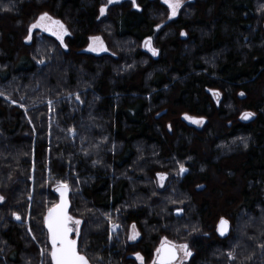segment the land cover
<instances>
[{
    "label": "trees",
    "instance_id": "16d2710c",
    "mask_svg": "<svg viewBox=\"0 0 264 264\" xmlns=\"http://www.w3.org/2000/svg\"><path fill=\"white\" fill-rule=\"evenodd\" d=\"M104 4L0 0L11 9L0 11V264H50L40 250L57 181L69 184L89 264L148 262L160 233L188 244L184 264H264V0H189L160 29L159 0H119L100 16ZM43 12L67 28L66 48L37 29L25 42ZM95 35L109 51L85 50ZM148 37L155 56L140 46ZM181 164L153 191L152 169ZM219 216L224 237L208 234Z\"/></svg>",
    "mask_w": 264,
    "mask_h": 264
},
{
    "label": "snow or ice",
    "instance_id": "6c2138e0",
    "mask_svg": "<svg viewBox=\"0 0 264 264\" xmlns=\"http://www.w3.org/2000/svg\"><path fill=\"white\" fill-rule=\"evenodd\" d=\"M119 0H107V4H104L100 7L99 12L100 16H104L107 10L108 5L113 3H118ZM133 6L138 7L136 0H132ZM164 3L167 4L169 8V19L175 17L182 6L183 0H164ZM11 9L7 6L0 7V11H10ZM99 19V17H98ZM157 28H160V25H157ZM33 29H40L44 32H49L55 36L61 44L66 48L67 45L64 44V37L68 35V30L61 21L54 19L49 13L43 12L39 15L38 18L28 27V35L25 37V42H29L32 39ZM181 35L184 36L186 33L181 32ZM92 43L89 44L88 51H107L103 46V41L99 36H92L89 38ZM144 47L147 48L153 56L158 54V50L152 46V38L148 37L144 41ZM40 64H43L45 61L40 59L37 61ZM71 95V94H70ZM218 96V93H214ZM241 96L244 95L243 92L240 93ZM0 96H5L3 91H0ZM5 99H8L5 96ZM23 99V97H21ZM76 99L79 100L80 97L77 94ZM13 104L16 103L15 100L12 101ZM49 111H54L52 107V101H48ZM24 107L23 104L19 105ZM254 113L244 112L241 115V119L248 120ZM186 120H189L194 124H203V118L197 119L192 116L185 115ZM31 123V121H29ZM170 127V126H169ZM69 134H75L74 129H68ZM245 147L247 145L245 144ZM93 163H98V161H93ZM188 169L184 167L183 164L179 166L178 175H182L187 172ZM166 173H157V178L160 181V186L163 187L164 180L166 179ZM202 187V186H198ZM56 191L60 194L59 203L49 207L47 209V214L44 216V224L47 227L48 231V240L50 243V249H41V257H50V264H89L88 258L81 253L78 248V242L76 238L70 236L71 233H75L77 236L80 235V224L81 220L73 217L69 214V200L67 198L69 192V184L67 181H57ZM5 197L0 195V203L4 202ZM12 215L15 219L20 220L21 217L19 214L13 212ZM118 227V225H113V228ZM194 231L196 229H193ZM31 232V229H29ZM217 232L220 236H225L229 232V221L224 217H221L218 221ZM140 233L136 231V225L131 226V233L128 236V240L135 241L139 237ZM35 239V237H33ZM261 248H264V244L260 245ZM182 254V255H181ZM136 259L143 264V257L140 253H135ZM192 256V252L189 249L187 243L175 244L172 241L165 239L161 240L160 246L156 249V256L153 260V264H183V261L188 257ZM229 259H234L233 253H228Z\"/></svg>",
    "mask_w": 264,
    "mask_h": 264
},
{
    "label": "rangeland",
    "instance_id": "374dc122",
    "mask_svg": "<svg viewBox=\"0 0 264 264\" xmlns=\"http://www.w3.org/2000/svg\"><path fill=\"white\" fill-rule=\"evenodd\" d=\"M162 4H163V6H164V10L161 12V14H160V16H159V25H160V28H162L163 27V25L167 22V21H169V20H171V19H169L168 17H169V8H168V6H167V4H165L164 3V0H159ZM189 0H183V3H182V6H181V8L179 9V11H178V13H177V15L178 14H180L181 12H184L185 11V6H186V3L188 2ZM106 3H107V0H106ZM176 15V16H177ZM175 16V17H176ZM39 17V16H38ZM174 18V17H173ZM172 18V19H173ZM55 19V18H54ZM57 20V19H56ZM159 28V29H160ZM34 30V29H33ZM37 30H39V31H41L42 33H46V34H49V35H52L51 33H49V32H44V31H42V30H40V29H37ZM53 36V35H52ZM66 36V35H65ZM95 36H99L100 38H101V40L103 41V46H104V48H106L107 49V51H109L108 50V46H107V44H106V41L104 40V38L101 36V35H95ZM53 37H55V36H53ZM56 38V37H55ZM65 38V37H64ZM57 39V38H56ZM58 40V39H57ZM59 41V40H58ZM90 43H92L91 41H90V39H89V42H88V45H87V47H86V49L85 50H87L88 49V47H89V44ZM141 46V48H145L144 47V42L140 45ZM152 46H153V44H152ZM147 51H148V49L147 48H145ZM88 51V50H87ZM89 52H93V51H89ZM103 52H106V51H95V52H93V53H95V54H99V53H103ZM1 89V88H0ZM213 93V92H212ZM193 117V116H192ZM195 118H197V117H195ZM197 119H200V118H197ZM187 122H189L192 126H195V127H199L200 125H202V124H194V123H191L189 120H186ZM204 121V120H203ZM201 155H202V157H206L207 155H208V148H207V146L206 145H201ZM179 171V168H178V170H174V172H171V173H169V172H164L163 170H160V169H152V172H150V178L152 179V188L154 189L153 191H156L157 193H162V192H164V191H166L167 189H168V186L170 185V182H171V180L173 179V177H175V173L176 172H178ZM157 173H166L167 174V177H166V179L164 180V182H163V184H164V186L163 187H161L160 186V181L158 180V178H157ZM146 187H149V184H147V183H145L144 184ZM171 192H173V190H171ZM160 197H159V195H157V196H153L152 197V199H151V201H154V202H156V201H158V199H159ZM172 199V198H171ZM170 199V200H171ZM169 200V201H170ZM174 205V204H173ZM178 207V206H177ZM104 215L107 217V218H110L111 216L113 217V216H115V214H113L112 212H109V213H104ZM75 218H77V219H80L81 220V224H80V229L82 228V219L81 218H79V217H76V216H74ZM221 217H223V216H219L218 218H217V220L215 221V223H214V225H213V230H212V232H208V234H217V231H216V229H217V227H216V225H217V222L219 221V219L221 218ZM225 218V217H224ZM114 219V218H113ZM226 219V218H225ZM228 220V219H227ZM27 221H29V217H27V219H26V222ZM112 222H114V221H111V225H112V229H116V228H113V223ZM133 224H130L129 226V232H128V236H129V234L131 233V226H132ZM136 231H138L139 233H140V235H141V232L139 231V228L136 226ZM139 235V237L135 240V241H133V242H137L140 238H141V236ZM206 235V234H205ZM77 236V235H76ZM167 239V240H169V241H171V239H169L168 237H166L165 236V234H163V233H160L159 234V236H158V240H157V247H159L160 246V243H161V240L162 239ZM129 241H131V240H129ZM173 243H174V241H172ZM175 244H183V243H175ZM157 247H155V250H154V252H153V255H152V258H151V260H148V262H146V259H145V257H143V263H147V264H153V260H154V256H155V253H156V249H157ZM182 255V254H181ZM138 262H140V261H138ZM184 262H185V260L183 261V264H184ZM141 263V262H140Z\"/></svg>",
    "mask_w": 264,
    "mask_h": 264
},
{
    "label": "water",
    "instance_id": "95a60500",
    "mask_svg": "<svg viewBox=\"0 0 264 264\" xmlns=\"http://www.w3.org/2000/svg\"><path fill=\"white\" fill-rule=\"evenodd\" d=\"M57 187V186H56ZM56 187H55V189H54V192H55V194L58 196V202L57 203H59V201H60V194H59V192H57L56 191ZM67 198H68V200H69V194H68V196H67ZM69 207H70V201H69ZM68 212H69V209H68ZM47 214V213H46ZM45 225V224H44ZM217 225H218V222H217ZM217 225H216V227H217ZM45 229H46V231H47V227L45 226ZM216 231H217V229H216ZM229 231H230V223H229ZM47 234H48V231H47ZM229 234V232L225 235V236H227ZM217 235H219L218 234V232H217ZM70 236H72V238H73V233H71L70 234ZM220 236V235H219ZM220 237H224V236H220ZM49 245H50V243H49ZM51 247V246H50Z\"/></svg>",
    "mask_w": 264,
    "mask_h": 264
},
{
    "label": "flooded vegetation",
    "instance_id": "af4514ba",
    "mask_svg": "<svg viewBox=\"0 0 264 264\" xmlns=\"http://www.w3.org/2000/svg\"><path fill=\"white\" fill-rule=\"evenodd\" d=\"M155 256H156V253H155ZM155 256H154V258H155Z\"/></svg>",
    "mask_w": 264,
    "mask_h": 264
}]
</instances>
